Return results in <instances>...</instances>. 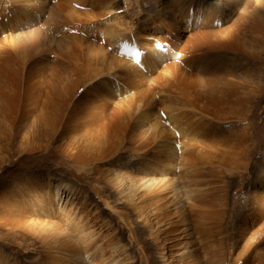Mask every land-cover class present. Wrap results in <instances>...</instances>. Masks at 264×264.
Listing matches in <instances>:
<instances>
[{"label": "rangeland", "instance_id": "obj_1", "mask_svg": "<svg viewBox=\"0 0 264 264\" xmlns=\"http://www.w3.org/2000/svg\"><path fill=\"white\" fill-rule=\"evenodd\" d=\"M78 1L26 0L27 4L20 6L14 5L16 4L15 0H0V5H7L6 10H22V13L14 17L16 20L21 18L17 25H8L4 32H0V57L10 55L11 58H18L20 55L15 56L12 51L13 46L20 44L29 47L31 45L26 43L31 38H34L35 43L39 44V54L36 53L30 64L23 68L24 83L22 85L25 86V89L19 100L17 97L18 104L15 109L18 110L12 109L14 110L12 112V110L5 109L0 102V264H63L64 249L67 246H75L76 251L87 247L90 258L86 259L85 264H193L194 262L196 264L198 261L199 264H264V210H257V201H252L255 194L253 183H256L258 176L264 172V25L263 29L259 31L260 33L258 32L256 40L251 38V33L245 32L241 37L232 28L242 12L247 11L246 9L254 12L255 6L260 2H262L261 7H257L256 13L260 16V20L261 18L264 20V0H239L241 3L235 4L236 6L230 4L231 0H208L204 16L211 18L214 13V16L217 15L222 19V25L219 27L220 30L215 28L216 34L214 31V33L205 31L212 34V39L215 41L220 38L226 43L231 40H244L248 51L251 50L250 52H253L258 60L252 67L235 65L232 73L236 77L247 76V84L254 88L258 87L256 89L259 93L254 95L249 103H244V106L247 104L249 107H245L241 111V119L235 121V124L226 122L228 127L219 126L221 129L216 127L218 132H222L223 136L228 137L227 141H221L218 138L219 134L212 130L213 133L210 135L215 142L211 137L207 142L209 145L213 144L217 147L204 148L205 150L203 149L201 152L202 155H198L197 152L191 154L192 156L189 154L190 162H187L183 157L191 150L185 151L182 139L174 140L175 147L171 148L173 154L167 158L165 165L163 162H159V165L154 162L156 158L160 160L159 154L158 156L155 154L156 151L161 153L162 149L165 150L164 147L155 145L164 143L168 134L163 133L161 140H154L153 137L156 138L158 130L155 124L163 123L159 125L168 129L170 128L168 125L172 123L171 115L179 114L180 119L183 118L181 120L183 124L191 125V115H189L190 118L184 117V111H188L184 110L185 104L193 100L188 95L193 97L195 93L205 89L204 87L208 84L211 78L209 74L213 67V54L205 53L209 67L205 75L202 74L204 72L201 73L202 75L199 74L200 76L197 75L200 77L198 83L180 78V73L177 69L174 70L175 62L180 63L179 65L183 67L182 61L185 62L184 58H187L185 55L189 54V57L193 55L192 51L187 49V41L190 37L186 31H183L179 44H177L179 48L184 49L182 60L167 56L155 60V65L152 66L150 60L148 69H143V75L140 71L142 68L132 74L128 69L129 62L126 61L130 52L121 50L114 44L112 46L113 41L109 40V36L112 35V30L118 23L120 28L118 32L114 33L118 35L120 32V37L124 39H130L128 33L131 28L126 32L127 23H130L129 26L134 28L133 33L139 26H147L148 22L146 21L149 20L152 8L150 1L114 0L115 8L112 11L113 14L110 15H113L112 17L115 19L111 21L102 19L98 21L99 18L93 17V14H97V9L101 6L102 1L106 0H96L97 7L93 5L85 7L86 5H83L82 1ZM249 1L254 2V6L251 8L249 6L252 2L249 3ZM82 8L86 12H83ZM194 10H196V6ZM70 11L71 14L75 13L74 17L79 13L83 15L81 27H76V21L69 20L67 24L66 20H62V16L66 17ZM1 12L2 8L0 7ZM87 12H90L92 17ZM234 12L236 13L234 14ZM26 15H33L32 23L35 22L32 25H28ZM115 20L118 21L117 24ZM166 20L172 21L169 18ZM100 27H102L101 32L98 30ZM167 28L171 29L170 26L160 27V30L162 29L160 33L146 28V33L142 37L143 43L151 45V40L163 41L164 30ZM75 41L76 44H74ZM254 41L256 45H252ZM231 53L230 51V55ZM236 57H239V53L236 54ZM179 60L180 62H178ZM187 71L191 72L192 69ZM137 74H140L141 77ZM53 75L56 77L55 82L66 80L68 85L81 80L79 90L75 89L77 91L74 95L75 104L78 100L85 102L86 99H93L91 103L95 99L98 101L97 97H101L102 91L105 90L108 100L106 104L99 103L105 109L101 112V116L99 115L101 118L98 117L99 125L110 124L108 121L114 119V112L118 113L117 109L120 106L123 107V104L131 102V110L136 111L135 117L141 118L142 112L147 114L144 126L142 125V129L134 128L128 118L123 121V129L118 133L110 132L108 139L104 142L89 136V131L84 128H80L81 130L75 128L73 132L69 129L54 130L53 126L49 124L52 121L48 108L50 106L47 96H45V90H43L44 87L50 85V78L52 79ZM131 75L135 78L127 77ZM90 78L92 79L89 80ZM27 83H30V87ZM33 85L36 86L33 87ZM37 85L43 86L39 88ZM85 93L94 95L91 97ZM246 96L247 94L241 97L245 98ZM136 104L144 107V111L138 109ZM19 108L22 109L19 110ZM168 109L172 111L175 109V111L171 113ZM249 109L251 112L249 115H252L250 118L252 125L242 126V123H237L248 118ZM22 112L26 114L23 116ZM55 113L58 114L56 108ZM184 118L189 122L184 121ZM205 125L208 126V123ZM243 127H246L247 130V143L239 148L234 143L238 140L230 138L232 134L235 135L233 130ZM195 129H187V132L191 130L197 132ZM155 130L156 135L154 136ZM199 132L202 131L199 130ZM235 137L237 136L235 135ZM204 139H207V136L204 138L202 135L201 140ZM230 140L234 142H230ZM91 141L103 150H93ZM178 142H180L179 145H177ZM151 165L153 168L149 169ZM141 166L144 170L140 173ZM137 174H140L141 178L146 177L133 189V192L136 190L134 194L130 192L128 180L124 182L125 184L121 182L120 184L117 181L119 177L124 178L131 175L136 177ZM127 177L126 179L132 178ZM149 183L154 184L150 187L144 186ZM65 184L71 189L67 190L64 187ZM219 184L222 185L219 186ZM36 186H40L41 191L38 192ZM49 190L54 192L50 193ZM263 191L259 189L257 192ZM14 193H17V197L25 198V200H15L20 202V207L13 211L23 215L22 222L12 220L3 212V205L5 202H9L10 196H13ZM128 193L133 194L134 197L125 196ZM50 196L55 197L54 204L50 203ZM210 197L213 199L210 200ZM129 199L134 200L131 202ZM15 201L12 202L15 203ZM40 201L43 202L41 206L46 209L43 212L38 211ZM22 204H25L23 208ZM206 204L208 205L205 207ZM216 207L218 208L216 209ZM222 214V225L224 226H218L220 225L219 215ZM9 219L13 222H10ZM21 223L24 224L21 226ZM243 223L246 224L244 228ZM44 225H53L55 229L66 231L64 232L65 241L56 243L59 236L51 226L50 231L53 230V236L42 241L40 234ZM76 228L79 230L78 234ZM218 228L220 230H217ZM130 229L133 231L135 229V232L132 233ZM170 229L173 236L170 234ZM216 232L222 233L219 239H222L223 242L221 248L217 250L216 257L212 259L210 254H205L200 241L206 236L205 234L211 235L209 240L214 241L213 236L216 235ZM152 233L161 238H168L165 248L161 249V246L154 243ZM86 236L90 237V241L87 243H85ZM57 245L59 246L57 247ZM217 246L216 243L215 247ZM47 251H51L50 254H47ZM79 264H84V262Z\"/></svg>", "mask_w": 264, "mask_h": 264}, {"label": "bare ground", "instance_id": "obj_2", "mask_svg": "<svg viewBox=\"0 0 264 264\" xmlns=\"http://www.w3.org/2000/svg\"><path fill=\"white\" fill-rule=\"evenodd\" d=\"M79 1L80 2L82 1L84 3L83 5H86L85 7H90L91 5H93L94 7H97V1L96 0H79ZM113 1L114 0H106L105 2L102 1L101 6L98 7V9H97V14H93V17L94 18H99L98 21H100L101 19L102 20H108V21H111L112 19H115V17H112L113 15L112 16L110 15V14H113L112 11L115 8L114 7L115 4L113 3ZM149 1L151 3L152 8H151V11H150L151 14L149 15V20L146 21V22H148L147 26H143V27H140L139 26L138 28L135 29V32L133 33V29L134 28H132L131 26H129L130 23L129 24L127 23V27L128 28L126 29V32L130 31V28H131V31L128 33L130 39L125 38V39H127V40H125L123 37H122L123 39L120 37L121 36L120 32H119L118 35H116L114 33V32H118V29L120 28V25H119L118 21H116L117 20L116 19L115 22H116V24L118 23L117 26H116L117 29L114 28L112 30V35L113 36L112 35L109 36V40L113 41L112 42V46L114 44L119 49L130 52L129 55H127V57H126V59H127L126 61H127V63L129 62L128 63V69L130 70V72L132 74L137 73V70L142 68L140 71L142 72V75H143L144 74L143 69L144 70L148 69V64H149V61L150 60L152 61L151 62V66L152 65H155V62H156L155 60L161 59V58L167 57V56H173L175 58H181V60H182L184 58V56H183V52H184L183 50L184 49L182 50V48H179V46H177V44H179V41H180V39L182 37L181 36V33L183 31H186L188 33L189 37H190L189 40L187 41V49L189 51L191 50L192 51L191 53H193V55L190 56V57H189V54H186L185 55L187 57V58H184L185 62L184 61H182L183 63L181 62L183 67H181V65H179L180 63H176L175 62V69L174 70L176 71V69H177L178 73H180V76H179L180 78H183V79L189 80V81L192 80V81H195V83H198L199 82L198 80L200 79V77H197V75L201 74L202 72H204L202 74L205 75L206 72H207V70H208V67H209V62L205 58V55H206L205 53L213 54L212 55L213 67H212V70H211V72L209 74V76L211 78L209 79V82H208V84H210V85H208L206 83L207 85L204 87L205 89H203V90L202 89H199V90H202V91H198L197 93H195V95H193V97L191 95H188V97L193 98V100H192V102H188V104H185L186 107L184 108V110L187 109L188 111H184V117L188 116V118H190L189 115H191V120H192L191 125H187L186 126L185 124H183L181 122V120L183 118L180 119V117L178 116L179 114L177 116L176 115H171V118L170 119L172 120V123H170L168 125V126H170V128H168V129L165 128V127H163V126H160V125L163 124L162 121H161L162 124H160L158 122L160 125L159 124H155L156 129H158V130H157V135H156V130L154 131V136L156 135V138L153 137L154 140H158V139L161 140L163 138V133H167L168 136L165 139L164 143H162L160 145H155V146H162V147L165 148V150L162 149V148H160V149H162L161 150V153H159L158 151H156L155 154H157V156L159 154L160 160L156 158V160L153 159L154 162L156 164H158V165H159V162H163L164 165H165L167 158H170V156L173 154L171 152V150H172L171 148L176 144V143L174 144L173 142H174V140H177V139H182V141L185 144L184 145L185 151L191 150L190 152L187 151L188 152L187 154L184 153L185 156L183 157V158H185V160L187 162H190L189 154H190V156H192L191 154L197 152L198 155H202L201 152H203V149L204 148L208 149V148H216L217 147V146H215L213 144L212 145H209L208 144V142L210 141V137L213 140V142H215L214 139L212 138V136L210 135V134L213 133L212 130H215L216 133L219 134V137L218 138H220L221 141H227L228 140V137L223 136L222 135V132H218L217 129H221V128H219V126H221L222 128L223 127L225 128L226 126L228 127V124H230V123L235 124L236 123L235 121L241 119V111L245 107H249L247 104H245V106H244V103H249L251 101L252 97L254 95H256V94L259 93L258 92V89H256L258 87H255L254 88L251 85L247 84V76H239V77H236L232 73L233 72V68H234L235 65H245V66H251L252 67V65L255 62H257L258 58H257V56L253 52H250L251 50L248 51V49H247L248 46L245 45V43L243 42L244 40L243 41L242 40H235V41L234 40H231L228 43H226V41H222L221 38H220V40L215 41V40L212 39V34L207 33V31H205V30H208L209 32L212 31V33H214L215 32L214 31L215 28H219L222 25V19H220V17L217 16V15L214 16V13H213V16H211V18H207L209 16H207V17L204 16V12L206 10L207 3H209L208 0H149ZM85 2H90V3H85ZM239 2H240L239 0H231L230 4H233V5L236 4L237 5ZM251 2L249 1V3H251ZM15 3L16 4H14V5H20V6H23L24 4H27L26 0H15ZM194 3H195V5H194ZM261 3L262 2H260L259 4H257L255 6V11L254 12H250L249 9H246L247 11L242 12L237 17V19L235 21V24H234V27H232V28H234V31L237 32L238 34H240L241 37L243 36L242 34H244L245 32H249V33L252 34L251 38H254L255 40L258 38L256 36H257L258 32L261 29H263V25H264L263 22H262L263 18H261V20H260V18H259L260 16L256 13V11L258 9L257 7H259ZM6 6H5V4H4V6L2 4L0 5V7L2 8V12L0 13V32H4V29L8 25H10V26H16L17 25V22H19V20L21 19V18H19V19L16 20L14 18L17 14L22 13L21 12L22 11L21 9L20 10H16V11H14L15 9H7L6 10L5 9ZM195 6H196V10H194V7ZM252 6H254V2H252L250 4L249 8H251ZM94 7H92V8H94ZM56 8H58V7H56ZM90 9H88V10L91 11ZM57 11H59V10H57ZM79 11H81V10H79ZM82 11L83 12H86V10L84 11L83 8H82ZM60 12L62 13V11H60ZM212 12H214V11H212ZM235 13L236 12H234V14ZM74 15H75V13L72 12V14H71V11H70L69 13L66 14V17H65V15L62 16L63 17L62 20H66L65 23H67L69 20L72 21V22H75L76 21L77 24L76 23L75 24L77 26L75 24L74 25L76 27H81L82 25H80V23H81V18H82L83 15H81V13H79V15H76L75 16L76 18L74 17ZM89 15L92 17L91 14H89ZM89 15H86V16L89 17ZM114 16H117V15L114 14ZM25 17L27 18L28 25H32L35 22L34 21L32 23V21H33V18H32L33 15H26ZM166 18H169V20L171 19L172 21L169 22L168 20H166ZM165 24H169V25H165ZM113 25H114V23H113ZM103 26H105V25H103ZM122 26H124V25H122ZM164 26H166V27L167 26H170L171 29H168L167 28L166 30H164L165 37L163 36V41L159 40V41L155 42L156 40H151L150 41L152 43L151 45H145L143 43L142 37H143V34L146 33V30H145L146 28H151V29H153L152 31H159V33H160V31L162 30V29L160 30V27H164ZM38 27H36V28H38ZM9 28H11V27H9ZM67 28H69V27H67ZM105 28L106 27H104V29ZM106 29L108 30V28H106ZM98 30L101 32L102 31V27H100ZM219 30H220V28H219ZM124 32H123V34H124ZM216 33L217 32H215L214 34H216ZM229 35H230V33H229ZM155 38L157 39V37H155ZM193 38H195V39H193ZM235 38H236V36H235ZM240 39H242V38H240ZM34 40H35L34 38H31L26 43V44H30L31 45L29 47H26L27 45L26 46H21L20 44H15L13 46L12 51L15 53V56H19L20 55L18 58H11L10 55H3V56L0 57V102H1L2 105H4L2 107L3 108L5 107V109H8V110H12V109L18 110L17 108L15 109V107L18 104L17 97H18V100H19V97H21L23 95L22 92L25 89V86L22 85L24 83V80H23L24 77L22 75L23 74L22 73L23 72V68L27 64H30L31 59L36 56V53H38L39 44L38 43L36 44ZM153 42H155V43H153ZM76 43L77 42L75 41L74 44H76ZM254 44L256 45L255 41L253 42L252 45H254ZM41 46H43V45H41ZM3 47H4V45H3ZM185 47H186V45H185ZM230 51L232 52L231 55H230ZM55 52H57V51H55ZM238 53H239V57H236V54H238ZM229 55H230V57H229ZM40 58H43V56L42 57L40 56ZM36 60H38V59H36ZM178 62H180V60ZM104 68H105V66H104ZM190 68L192 69L193 72L192 71L191 72L187 71ZM106 69H107V66H106ZM125 69H127V68H125ZM87 70H88V68H87ZM110 70H112V69H110ZM129 70H128V72H129ZM104 73L105 72H103V74ZM109 74H111V73H109ZM34 75H36V74L34 73ZM99 75H102V74H99ZM137 75H139L141 77L140 74H137ZM95 76H97V75H95ZM127 77L130 78V79H131V77L135 78L132 75L131 76H127ZM201 77H203V76H201ZM114 78L116 79V77H114ZM169 78H170V76H169ZM204 78H206V77H204ZM38 79L40 80V78H38ZM55 79H56V77H55V75H53L52 76V79L50 78V85H47V87H44V89H43V90H45V93H46L45 96H47L46 98H47L48 101L47 100L46 101L48 102V105L50 106L48 108L50 109L49 112L51 113V119H52V121L49 124L53 126V129L54 130H57V129H69L71 132H73L75 130V128H77V129L84 128V130L87 129L89 131V136H92V137L96 138L100 142H104V141H106L108 139L110 132L116 131L118 133L120 130H122L123 129V121L126 120V119H128V118H130V122H131V124L133 125L134 128L142 129L141 128L142 125L144 126L145 121H146L147 114L145 115L144 112H142V114L140 116L141 118H139V116L135 117L136 111H132L131 110V107H132L131 106L132 104L130 105L131 102H127L126 104H123V107L120 106L119 109H117V110H119L118 113L117 112H114V114H115L114 115V119L108 121V123H110V124L105 125V126L99 125L98 124V117L101 118L100 117L101 116L100 115L101 112L102 111H105V109L102 108L99 103L106 104L107 103V100H108L107 94H106L105 90L102 91L103 94H102L101 97L100 96L97 97L98 101H95L96 100L95 99L91 103V101L93 99L92 100H89V99L87 100L86 99L85 102H82L81 100H78L77 103L75 104L76 100L74 102V99H75L74 98V95L79 90L78 87H80V84L79 83H80L81 80L80 81L78 80V81L73 82L72 84L68 85V82L66 80H64V81H58L57 80V82H55ZM91 79L92 78H90L89 80H91ZM142 79H144V78H142ZM47 84H48V82H47ZM75 84H78V85H75ZM27 85H28V87H30L29 86L30 83H27ZM34 86H36V85H33V87ZM42 86L41 85H37V87H39V88L42 87ZM117 86H119V85H117ZM198 86H200V85H198ZM58 87H62V88H58ZM76 88H77V91L75 90ZM252 88H254V89H252ZM184 89H186V88H184ZM106 90L108 91L109 89H106ZM162 90H164V89H162ZM85 91L87 92L86 89H85ZM113 92H116V91H113ZM118 92H119V89H118ZM185 93H187V92H185ZM87 94H88V96H91V97H93V95H94L93 93H85V95H87ZM245 94H247V96L245 98L241 97L242 95L244 96ZM250 94H252V95L250 96ZM94 98H95V96H94ZM154 98H153V100H154ZM21 99H23V98H21ZM47 102H45V103H47ZM182 102L183 101L181 99V103ZM118 105H116V106H118ZM138 105H140V104H138ZM56 106H60V107H56ZM22 108H19V110H21ZM55 108L58 111V114L57 115L55 113ZM143 108H142V106H138V109H142V111H144ZM164 109H166V108L164 107ZM250 109L248 110V118L242 119L241 122H237V123H242V126H244L245 124L252 125V123H250V118L252 117V115H249L251 113V112H249ZM14 110H12V112H14ZM168 110L171 113L175 111V109H173V111L171 109H168ZM15 113H16V111H15ZM17 113H20V112H17ZM24 114H26V113H23V116H24ZM28 114H30V113H28ZM161 115H163V114H161ZM10 117H11V115H10ZM11 120H13V119H11ZM184 121L189 122L188 119H185ZM213 121H215V122H213ZM205 123H208V126H206ZM14 124H15V122H14ZM98 126H101V127L98 128ZM185 127H187L188 130L191 129V128L192 129L193 128L194 129L196 128L195 130H197V132H195L194 130H191L190 132H187V129H185ZM216 127H217V129H216ZM151 129H154V128H151ZM199 130L202 131V132H199ZM63 131H65V130H63ZM66 131H68V130H66ZM233 133L237 137H235V135L232 134L230 139H236V140H238V142H234V141H231V140H230V142H234L236 145H238L239 148H241L242 146L246 145V143H247V135H246L247 130H246V127H243L242 129H239V130H233ZM120 134H124V133H120ZM202 135L204 136V138L207 136V139L201 140L202 139ZM253 135H254V133H253ZM230 142H229V144H231ZM91 143H92L91 148L93 150H96V151L103 150L96 143H93L92 141H91ZM179 143L180 142H178L177 145H179ZM238 147H236V148L238 149ZM160 149H159V151H160ZM204 152H206V151H204ZM228 152H229V150H228ZM152 155H154V154H152ZM225 155H227V154H225ZM229 155H230V153H229ZM219 156L221 157V155H219ZM179 159H180V157H179ZM222 159H223V157H222ZM169 161H170V159H169ZM145 167H147V166H145ZM160 167H161V165H160ZM151 168H153L152 165L149 166V169H151ZM143 170H144V168L141 166L140 173ZM155 175H157V174H155ZM126 177L127 176H125L124 178L119 177L117 179V181H119V183L120 182L121 183H124V182H127V180H128L129 181V184H130V186H129L130 192H132L134 194V192L136 190L133 192V189H135L136 186L139 185V183L141 182V180H144L146 176L141 178L140 177V174H137L136 177H132V175L130 176L132 178L127 177V178H130V179H126ZM179 180L181 182V179H179ZM117 181H115V182L118 183ZM161 181H163V179H161ZM263 182H264V172L260 176H258V181L256 183H253V189H254L255 194H254V198H252V201L253 200L254 201L255 200L257 201L256 202L257 204L255 202H253V203L256 204L257 210L259 209L260 211H263L264 210L263 209L264 208V191L263 192H257V191H259V189L260 190H264L263 189V187H264L263 186L264 185ZM221 183H226V182H221ZM153 184L154 183H149V185H144V186L150 187ZM220 185H222V184H219V186ZM64 187H66L67 190L71 189V187H69L66 184L64 185ZM224 187H226L225 184H224ZM126 188H128V187H126ZM175 188H176V186H175ZM36 190L38 192L41 191V187L40 186H36ZM139 190H140V188H139ZM148 190H150V189H148ZM49 192L50 193H53L54 191L49 190ZM26 193L28 194V191ZM58 194H59V190L57 191V194H56L57 197H58ZM16 195H17V193H14L13 196H10L9 202L15 201L17 199H24L25 200L24 197H17ZM132 195L130 193H128L125 196H128V198L134 197V195L133 196ZM46 197H47V195H46ZM138 197H137V199H138ZM212 199H213V197L210 200H212ZM129 200L131 202H133L134 199L133 200L129 199ZM54 201H55V197L52 196L50 198V203L51 204H54ZM221 201H223V200H221ZM9 202H5V205H3V207H4L3 208L4 209L3 210L4 215L5 216H9L12 220H15L16 222H19V221L22 222L24 220V219H22L23 218V215L20 212H13L15 209H17V210L19 209L20 202H18V201H15V203L14 202L9 203ZM41 204H43V202L40 201V205L38 206L39 207V210H38L39 212H43L44 210H46V209H44L41 206ZM24 205L25 204H22L21 207L23 208ZM207 205L208 204H206L205 207ZM217 208L218 207H216V209ZM213 210H215L214 207H213ZM138 214L140 216V212ZM210 215H212V214H210ZM222 216H223V214L222 215H219L218 222H219L220 225H218V226H221L223 224L222 223ZM210 217H212V216H210ZM250 218H252V217H250ZM11 219H9V221L10 222H13ZM27 222H29V223L31 222V224L33 223L32 221H27ZM23 224L24 223H21V226ZM35 224H37V223H35ZM34 225H33V227H34ZM245 225L246 224L243 223V228H244ZM50 226L52 227L53 230H55L56 235L59 236L56 243H61L62 241H65L66 236L64 238V232H66V231L60 230V229L59 230L58 229H55V228H53V225H44L43 226L44 229L42 230V233L40 234V237L42 238V241H44V240H46L48 238H51L53 236V234H52V231L53 230L50 231ZM222 226H224V225H222ZM57 228H59V227H57ZM219 228L217 230H220ZM29 230L33 231L32 229H29ZM76 230H77V228H76ZM130 231L132 233H134L135 232V229H134V231H133V229L132 230L130 229ZM170 231H171V229H170ZM76 232L78 234L79 230H77ZM243 233H244V231H243ZM170 234L173 236L172 231H171ZM208 234H209V232H208ZM221 234H222L221 232H216V235L213 236V238L215 239L214 241L209 240V239H211V237H210L211 235H207V234H205L206 235L205 237L201 238V241L200 242L202 243L203 251L205 252L206 255L210 254L211 257H212V259L216 257L217 250L219 248H221V245H222V242H223L222 239H219ZM164 235H165V233H164ZM152 236H153L152 237L153 238L152 240L154 241L155 244H157L158 246H161V249L162 248H165V244H166L168 238L167 239L161 238L157 234H154V233H152ZM89 241H90V237L89 236H86L85 243H87ZM216 243L218 244L217 247H215V244ZM59 245H57V247ZM82 249L81 250L79 249V251H76V247L75 246H73V247L72 246H67L64 249L65 255H64V258H63V262L62 263L63 264H79L81 262H84V264H85L86 259L87 258L88 259L90 258V252H89V249L87 247H83ZM165 250H167V249H165ZM50 252L51 251H47V254H50ZM220 253H222V252H220ZM224 258H225V256H224ZM229 258H230V256H229ZM225 259H227V258H225ZM198 262H196V264ZM222 262H223V260H222ZM216 263H218V262L216 261ZM35 264H39V263H35Z\"/></svg>", "mask_w": 264, "mask_h": 264}]
</instances>
